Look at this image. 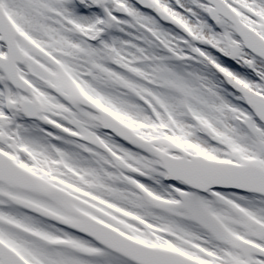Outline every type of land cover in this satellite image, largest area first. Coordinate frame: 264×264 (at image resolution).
Segmentation results:
<instances>
[{"label":"snow or ice","instance_id":"1","mask_svg":"<svg viewBox=\"0 0 264 264\" xmlns=\"http://www.w3.org/2000/svg\"><path fill=\"white\" fill-rule=\"evenodd\" d=\"M0 264H264V0H0Z\"/></svg>","mask_w":264,"mask_h":264}]
</instances>
